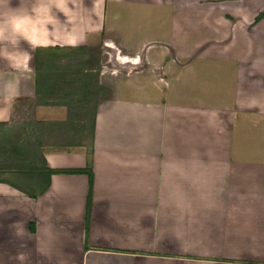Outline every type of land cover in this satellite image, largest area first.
Listing matches in <instances>:
<instances>
[{
  "label": "crops",
  "instance_id": "1",
  "mask_svg": "<svg viewBox=\"0 0 264 264\" xmlns=\"http://www.w3.org/2000/svg\"><path fill=\"white\" fill-rule=\"evenodd\" d=\"M94 45L74 94L36 77ZM6 122L92 187L86 223V174L0 180V264H264V0H0Z\"/></svg>",
  "mask_w": 264,
  "mask_h": 264
},
{
  "label": "rangeland",
  "instance_id": "2",
  "mask_svg": "<svg viewBox=\"0 0 264 264\" xmlns=\"http://www.w3.org/2000/svg\"><path fill=\"white\" fill-rule=\"evenodd\" d=\"M98 54L96 45L75 51H40L36 77L48 83L58 80L62 92L71 91L74 94L77 88L69 89L68 84L78 82L77 87L79 84L85 87L86 83L90 82L94 69L105 62V65H110L105 56L99 57ZM84 94L86 95L85 89ZM81 105V102L75 103L76 107L81 108ZM41 141L37 128L30 122L1 123L0 180L12 182L29 193L38 191L42 185L35 184L37 177L33 168L42 164L39 149Z\"/></svg>",
  "mask_w": 264,
  "mask_h": 264
},
{
  "label": "trees",
  "instance_id": "3",
  "mask_svg": "<svg viewBox=\"0 0 264 264\" xmlns=\"http://www.w3.org/2000/svg\"><path fill=\"white\" fill-rule=\"evenodd\" d=\"M261 16H262V14H259L257 16V18H259ZM90 153H91V150H90ZM33 169H34L33 172H35L36 177H39L41 181H42V175L45 173V175H46L45 186L48 185L49 176L52 173L62 172V173H84V174H86L88 177V192H87V203H86V223H87L88 215H89V206H90V194H91V187H92V172L90 169V164L88 163L87 166L85 168H82V169L53 170V169H49V168L42 169V166L38 167V168L34 167ZM23 192H25V191H23ZM28 195L33 197L31 194H28Z\"/></svg>",
  "mask_w": 264,
  "mask_h": 264
}]
</instances>
